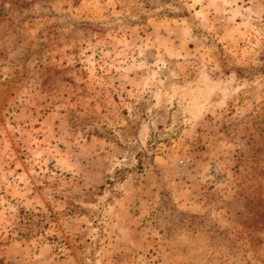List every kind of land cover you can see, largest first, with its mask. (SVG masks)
Returning <instances> with one entry per match:
<instances>
[{"label":"rangeland","instance_id":"374dc122","mask_svg":"<svg viewBox=\"0 0 264 264\" xmlns=\"http://www.w3.org/2000/svg\"><path fill=\"white\" fill-rule=\"evenodd\" d=\"M264 0H0V264H264Z\"/></svg>","mask_w":264,"mask_h":264},{"label":"trees","instance_id":"16d2710c","mask_svg":"<svg viewBox=\"0 0 264 264\" xmlns=\"http://www.w3.org/2000/svg\"><path fill=\"white\" fill-rule=\"evenodd\" d=\"M262 71H263V73H264V68H262Z\"/></svg>","mask_w":264,"mask_h":264}]
</instances>
